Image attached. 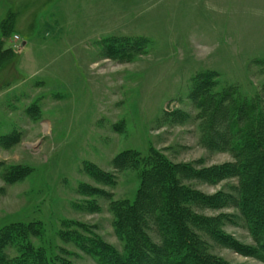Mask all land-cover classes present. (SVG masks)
Segmentation results:
<instances>
[{"label": "rangeland", "instance_id": "374dc122", "mask_svg": "<svg viewBox=\"0 0 264 264\" xmlns=\"http://www.w3.org/2000/svg\"><path fill=\"white\" fill-rule=\"evenodd\" d=\"M234 2L0 0V38L8 35L0 54V233L35 224L39 235L27 242L49 264H99L76 236L122 250L110 203L133 202L140 181L113 168L119 154L154 149L175 163H233L231 153L201 146L189 95L205 74L241 98L264 87V20L236 16ZM167 111L189 118L165 122ZM93 169L112 175V184L97 182ZM238 185L237 178L192 184L231 197L204 214L222 216L221 231L253 248L236 205ZM91 189L103 194L84 193ZM207 242L229 264H264ZM6 253L22 255L17 247Z\"/></svg>", "mask_w": 264, "mask_h": 264}, {"label": "trees", "instance_id": "16d2710c", "mask_svg": "<svg viewBox=\"0 0 264 264\" xmlns=\"http://www.w3.org/2000/svg\"><path fill=\"white\" fill-rule=\"evenodd\" d=\"M8 35L0 38V54ZM17 58L8 49V59ZM217 76L196 77L189 100L196 111L200 144L210 151H227L234 162L217 167H201L200 162L175 163L161 151L150 150L142 156L134 151L119 154L112 163L116 171L137 174L140 188L133 202L110 203L113 226L122 243L119 251L98 240L81 239L80 249L96 256L99 264H229L209 252L208 240L221 244L245 257L264 263V87L255 98H241L233 88L216 89ZM189 115L183 112L164 114V121L183 123ZM91 172L96 181H113L112 175ZM237 178V208L245 219L255 247L244 246L224 234L222 216L207 217L205 211L228 206L230 196L206 195L193 182L216 184ZM92 196L102 195L91 189ZM82 228V226L78 225ZM37 225H12L0 233V264H49L27 239L39 235ZM77 242V244H79ZM17 247L21 256L11 257L9 248Z\"/></svg>", "mask_w": 264, "mask_h": 264}, {"label": "crops", "instance_id": "0c3cea01", "mask_svg": "<svg viewBox=\"0 0 264 264\" xmlns=\"http://www.w3.org/2000/svg\"><path fill=\"white\" fill-rule=\"evenodd\" d=\"M242 0H235L234 4L235 7L237 8L236 12L234 13L236 16L242 17L241 14L243 13V11L246 12H250V17H252L253 19L259 18L264 20V0H245L246 2L250 3V7H242V11H240V2ZM262 44H264V41L262 42ZM258 46V45H257ZM257 46H253L255 49L257 48Z\"/></svg>", "mask_w": 264, "mask_h": 264}, {"label": "water", "instance_id": "95a60500", "mask_svg": "<svg viewBox=\"0 0 264 264\" xmlns=\"http://www.w3.org/2000/svg\"><path fill=\"white\" fill-rule=\"evenodd\" d=\"M25 44H23V46H24Z\"/></svg>", "mask_w": 264, "mask_h": 264}]
</instances>
